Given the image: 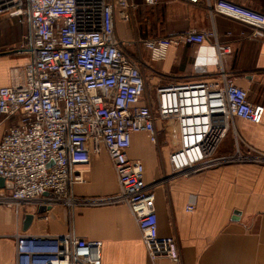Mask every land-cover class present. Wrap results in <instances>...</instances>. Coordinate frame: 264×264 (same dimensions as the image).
<instances>
[{"label":"built area","instance_id":"1","mask_svg":"<svg viewBox=\"0 0 264 264\" xmlns=\"http://www.w3.org/2000/svg\"><path fill=\"white\" fill-rule=\"evenodd\" d=\"M205 2L218 13L253 30L244 37L264 38V13L232 0ZM158 0H0V19H17L27 26L15 52L28 57L11 69V84L0 87V126L17 117L0 135V206L68 209L126 204L142 234L153 264H182L175 235L162 236L155 193L145 181V166L129 150L134 133L147 132L159 144L160 129L177 130L169 154L173 175H192L216 166L264 164V151L239 136L233 120L260 124L264 105L249 99L223 63L231 54L214 31L192 29L142 41L121 40L116 17L131 21L140 4ZM213 39L218 76L157 86L146 93L145 65L139 43L153 61H161L171 46L201 44ZM135 48L134 52L128 49ZM233 130L236 149L219 153V145ZM247 145L244 153L239 144ZM104 146L113 164L119 192L110 196L78 197L74 186L93 152ZM193 211L194 206H187ZM15 264H100L99 240H86L73 230L64 234L17 232Z\"/></svg>","mask_w":264,"mask_h":264},{"label":"crops","instance_id":"2","mask_svg":"<svg viewBox=\"0 0 264 264\" xmlns=\"http://www.w3.org/2000/svg\"><path fill=\"white\" fill-rule=\"evenodd\" d=\"M232 1L264 13V0ZM141 4L134 12L139 22L134 31L130 21L116 17V31L121 40L142 41L188 29L214 31L219 42L232 48L223 61L228 73L248 91L252 102L264 105V38L242 34L250 33L253 27L223 14H212L202 1L158 0L154 5ZM23 28L27 32V26ZM23 34L12 39L8 29L0 28V87L11 84L12 68L28 62L27 56L15 52ZM133 48L128 47L134 52ZM149 59L144 61L148 94H153L157 86L218 76L213 39L171 46L163 60L153 61L150 55ZM16 120L17 117L4 119L0 135ZM233 122L242 140L264 151V117L260 124L241 118ZM158 127L162 129L161 153L147 132H138L132 136L129 156L141 160L145 166V181L155 193L159 233L176 236L182 264H264V164L236 163L188 176L173 175L169 154L177 143V130H164L162 123ZM163 130L171 134L168 146L163 142ZM239 146L244 153L247 151L242 141ZM236 147L234 132L230 130L219 145V153H233ZM84 176L86 181L73 188L78 197L119 192L117 176L104 146L92 153ZM190 204L193 211L187 210ZM38 210L27 207L17 214L15 208L0 206V264H15L13 235L17 232L64 234L69 230L79 238L102 242L100 264H153L126 204L88 205L74 210L55 205L45 213ZM27 214H34V219L25 226Z\"/></svg>","mask_w":264,"mask_h":264},{"label":"rangeland","instance_id":"3","mask_svg":"<svg viewBox=\"0 0 264 264\" xmlns=\"http://www.w3.org/2000/svg\"><path fill=\"white\" fill-rule=\"evenodd\" d=\"M138 24H139V22L137 21V16H136V13H135V16L130 21L131 30L134 31L137 28ZM0 28L8 29L10 31V33H11L12 39L20 37L25 32V28H23V25H21L18 22L17 19H13V20L12 19H8V18L0 19ZM135 40L139 41L140 39L139 38H135ZM133 49H135V48H133ZM137 51L140 54L141 59H142L143 62L144 61L145 62L150 61L149 55L144 50L143 44L139 43V49ZM162 132H163L162 133L163 142H165L166 146H168L170 144V142H171V134H167V132L164 131V130ZM162 145H163L162 144V140L159 142V144L155 145L156 146V150L158 151V153H161V148H163ZM169 169L171 170V166H170Z\"/></svg>","mask_w":264,"mask_h":264},{"label":"water","instance_id":"4","mask_svg":"<svg viewBox=\"0 0 264 264\" xmlns=\"http://www.w3.org/2000/svg\"><path fill=\"white\" fill-rule=\"evenodd\" d=\"M0 185L4 186V179H0ZM47 210H49V208L41 206L38 210L39 213H45ZM238 214V213H236ZM34 219V214H27L25 217V221H24V225L28 226L30 225V223L32 222V220Z\"/></svg>","mask_w":264,"mask_h":264}]
</instances>
